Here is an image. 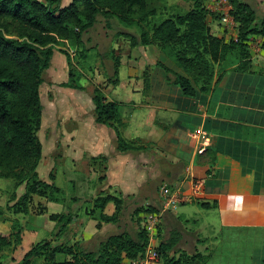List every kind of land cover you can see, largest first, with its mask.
<instances>
[{
	"label": "trees",
	"instance_id": "1",
	"mask_svg": "<svg viewBox=\"0 0 264 264\" xmlns=\"http://www.w3.org/2000/svg\"><path fill=\"white\" fill-rule=\"evenodd\" d=\"M228 1L231 5L228 14L236 22L235 40L224 43L209 32L206 17L212 12L202 5L203 0H192L189 10L160 20L151 27L149 33L144 30L138 34L120 31L117 35L127 38L130 47L152 43L157 45L180 69L181 72L177 73L157 62L166 73L171 74V82L178 85L184 95L207 92L214 75V64L224 60L233 63L231 60L236 58L234 69L248 70L250 56L246 40L252 34L264 37V13L257 3L252 5L248 0ZM153 13V10L146 8V0H70L62 6L60 0H0V177L23 184V191L11 206L13 212L27 213V204L33 195L50 202L61 199L53 175L48 174V182L39 179L36 171L41 158V144L36 136L42 110L38 88L42 82V72L49 66L53 47L70 41L80 45V56L84 57L83 51L87 48L84 47L82 35L95 23L97 16L104 20L108 28L112 18L124 26L139 25ZM261 47L264 48V42ZM117 64L114 63L110 77L113 84L117 81ZM59 85L83 90L80 84L68 80ZM146 85L145 78L143 87ZM90 102L94 121L113 129L118 151L137 148L131 141H123L120 136L124 125L119 119L120 102L105 99L97 88L92 89ZM255 133L264 137L263 130H256ZM107 202H111L114 207L109 215L103 212ZM198 204L202 208L209 207L203 201H198ZM122 208L120 197L104 194L93 199L89 212L91 215L97 212L95 217L99 221L96 223L98 227L100 222L116 223ZM153 210L148 205L139 213L135 209L137 221L132 233L121 231L109 234L98 240L92 248L80 241L69 245L62 240H40L23 253L18 264H29L35 257H41L43 264H121L123 258L134 259L141 255L147 241L146 233L139 225V214ZM48 219L54 221V227H57L55 235L59 238L69 229L73 220L68 212L50 213ZM236 230L243 232V235L236 236L247 239L243 241L244 244L249 243L250 239L264 246V233L256 238L248 234L252 227L225 226L221 232L225 258L232 255L230 238L225 235ZM260 230L264 232V227ZM180 240V232L171 229L167 237L158 242L159 260L163 264H202L206 260V256L197 250L186 252L178 248ZM11 243L17 245L19 236L0 231V254ZM253 252L244 254L250 261L246 264H262L263 259L253 262L256 256H253ZM57 255L69 256V259L58 260Z\"/></svg>",
	"mask_w": 264,
	"mask_h": 264
},
{
	"label": "crops",
	"instance_id": "2",
	"mask_svg": "<svg viewBox=\"0 0 264 264\" xmlns=\"http://www.w3.org/2000/svg\"><path fill=\"white\" fill-rule=\"evenodd\" d=\"M69 1L66 0V4ZM256 1L264 13V0ZM216 4L219 7L220 0ZM222 14L227 15L226 12ZM220 23L207 22L209 32L224 43L235 40L236 23ZM263 42L264 37L249 35L246 40L249 69L236 71V58L231 60L233 63L220 61L214 64L209 90L195 92L193 96L184 95L180 87L171 82V74L158 65L180 73L169 58L153 53L147 45L130 47L128 44L126 53L119 58L117 81L103 95L107 100L121 103L119 113L124 125L120 136L137 148L118 151L111 127L78 122L69 132L63 157L69 158L73 169L72 161L84 155L87 158L100 156L108 194L116 195L115 191L135 194L156 189L155 196L149 194L155 197L152 200L155 203L148 196L144 201L145 205L153 204L154 209L159 204L161 185L179 187L189 201L164 213L161 219L165 214L163 220L175 215L174 222L197 219L189 232L194 236V250L195 245L203 242L198 234L206 237L207 232H212L216 235L225 226L264 227V137L255 133L256 130L264 131ZM145 68L147 72L143 77ZM201 135H205L208 142L204 150L197 153ZM195 178L203 179L196 195L190 191V181ZM231 197L243 198L239 205L241 211L234 210L237 205ZM198 201L208 203L209 207L202 208ZM48 203L50 201L46 200L44 204L47 210ZM113 209V204L107 202L103 212L109 215ZM49 212L61 213L60 207ZM171 229H177L181 240L184 238L180 229L162 223L163 233L168 235ZM156 241L159 242L157 237ZM263 250L264 247L254 251L253 256L261 255ZM131 262L123 258L121 264Z\"/></svg>",
	"mask_w": 264,
	"mask_h": 264
},
{
	"label": "rangeland",
	"instance_id": "3",
	"mask_svg": "<svg viewBox=\"0 0 264 264\" xmlns=\"http://www.w3.org/2000/svg\"><path fill=\"white\" fill-rule=\"evenodd\" d=\"M217 1L204 0L202 2V5L212 12L206 17V22L209 23L212 20V23L222 24L220 18L224 12L227 13L228 21L232 22L233 20L228 14V11L231 10L229 1L220 0L221 8L216 4ZM248 1L252 5L258 2L256 0ZM192 3V0H146V8L153 10L154 13L139 25L124 26L112 18L109 20L110 27L107 28L104 25V20L97 16L95 23L82 35L84 47L87 48L85 52L83 51L84 57L80 56V45L70 41L53 47L49 66L42 72V82L38 88L42 110L36 136L41 144V158L36 171L39 179L48 182H50L48 174L53 175V182L61 188L57 192L61 199L56 203H48L47 210L44 206L46 200L43 197L33 195L27 204V213L13 212L11 206L23 191V184H17L12 179L0 177V231L12 232L19 236L17 245L11 243L3 249L0 254V264H18L23 253L40 240L51 242L62 240L69 245L74 241H80L84 246L92 248L98 240L109 234L121 231L132 233L134 231L137 213L145 208L144 201L147 196L149 197V194L155 196L156 189L150 192L142 190L135 194H122L115 191L114 193L121 198L123 205L119 219L116 223L100 222V226L97 227L96 223L99 221L95 217L96 213L91 215L89 212L92 208V201L99 195L108 194L107 181H104L105 175L102 173L100 156L87 158L84 155L83 158L72 161V169L69 158L62 155L63 150L65 143L68 144L69 132L71 129H75V126L77 127L78 122H95L93 113L89 109L92 89L97 88L102 94H105L108 87L113 84L110 82L113 65L119 63V58L126 53L129 44L128 39L118 36L117 32L127 31L138 34L140 30H144L149 33L154 24L168 16L186 12L192 7ZM60 5H66V0H60ZM135 16L134 14L133 17ZM10 30H12L11 27ZM147 48L153 53L167 57L154 43L148 44ZM169 60L171 59L169 58ZM146 72L147 68L142 72L143 77ZM67 80L80 84L83 86V90L59 85V83ZM119 116L122 121L120 113ZM149 199L152 201L155 200V197H149ZM152 202L155 203V201ZM148 206L152 209L155 208L150 203ZM59 207L61 213L68 212L73 218L69 229L60 238L55 235L57 227H54V221L48 219L49 211L55 212ZM135 209L138 211L136 214H134ZM165 217L166 214L163 218ZM168 217V220L162 218L157 227L156 237L158 240L160 241L162 237L164 239L167 236L166 232L163 233L161 230L162 223L175 226L182 231L184 237L179 248L192 252L194 250L192 241L194 236L189 232L193 230L197 219H192V222L189 220L174 222L175 215H168ZM260 229L261 227H252L248 234L251 237L259 238L264 233ZM234 232L225 235L226 238H230L229 245L232 247V255L228 258L224 257L221 232L218 231L216 235L207 232L209 234L206 237L198 234L200 238H203V242L198 246L195 245L196 250L206 256V260L202 264H246L250 261L244 254L264 247L259 245L260 242L250 239H248L249 243L244 244L243 241L247 239L236 236L237 234L243 235V232L241 230ZM233 234H235V238H233ZM57 259L67 260L69 256L57 255ZM260 259H263L262 264H264V257L261 258V255L255 256L253 262H260ZM29 264H43V259L41 257L32 258ZM158 264H163L162 260Z\"/></svg>",
	"mask_w": 264,
	"mask_h": 264
},
{
	"label": "built area",
	"instance_id": "4",
	"mask_svg": "<svg viewBox=\"0 0 264 264\" xmlns=\"http://www.w3.org/2000/svg\"><path fill=\"white\" fill-rule=\"evenodd\" d=\"M226 14L221 15V22L228 21ZM201 134L203 132H200ZM208 139L205 135H201V142L197 148V153L204 150ZM203 179L195 178L190 181L191 194H198L202 187ZM159 207L154 211L144 212L139 214V225L145 231L147 241L146 245L138 257L132 260L131 264H158L159 253L157 250L156 230L160 223L161 216L173 211L178 205L188 202L189 197L186 194L181 193L179 187H171L161 185L158 189Z\"/></svg>",
	"mask_w": 264,
	"mask_h": 264
},
{
	"label": "clouds",
	"instance_id": "5",
	"mask_svg": "<svg viewBox=\"0 0 264 264\" xmlns=\"http://www.w3.org/2000/svg\"><path fill=\"white\" fill-rule=\"evenodd\" d=\"M230 199H234L236 201L237 207L234 210L237 212L241 211V208L239 207V205L242 204L243 198L242 197H231Z\"/></svg>",
	"mask_w": 264,
	"mask_h": 264
}]
</instances>
